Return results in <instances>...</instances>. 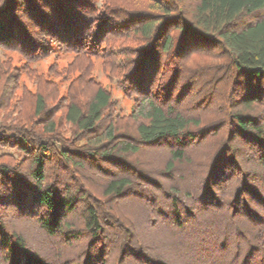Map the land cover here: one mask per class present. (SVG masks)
I'll return each instance as SVG.
<instances>
[{
	"label": "trees",
	"instance_id": "16d2710c",
	"mask_svg": "<svg viewBox=\"0 0 264 264\" xmlns=\"http://www.w3.org/2000/svg\"><path fill=\"white\" fill-rule=\"evenodd\" d=\"M0 51V264H264V0H0Z\"/></svg>",
	"mask_w": 264,
	"mask_h": 264
},
{
	"label": "rangeland",
	"instance_id": "374dc122",
	"mask_svg": "<svg viewBox=\"0 0 264 264\" xmlns=\"http://www.w3.org/2000/svg\"><path fill=\"white\" fill-rule=\"evenodd\" d=\"M4 54V52L0 51V56H2ZM98 76L100 78V80L103 82V84H106L107 87L110 86L111 89L115 90V94H116V97L118 98V100L120 101V104H121V107L124 108V111L127 113L129 112L130 110V103H128L126 100H124V98L122 97L121 93L119 91H117L115 89V87H113L112 84H110V82L108 81V79H106L105 75L98 71ZM34 234V235H33ZM34 236V237H33ZM40 236H41V240L42 238H44L40 233L38 232H34L31 234V237L33 239V241L35 242L37 239L40 240ZM38 243V245H40V242L36 241ZM35 242V243H36ZM39 247V246H38ZM74 255V253H72Z\"/></svg>",
	"mask_w": 264,
	"mask_h": 264
}]
</instances>
